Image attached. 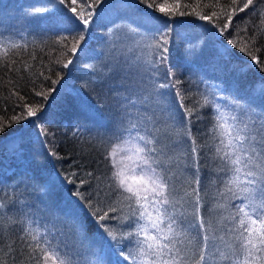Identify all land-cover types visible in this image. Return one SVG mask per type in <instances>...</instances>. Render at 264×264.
<instances>
[{"label": "trees", "instance_id": "16d2710c", "mask_svg": "<svg viewBox=\"0 0 264 264\" xmlns=\"http://www.w3.org/2000/svg\"><path fill=\"white\" fill-rule=\"evenodd\" d=\"M109 2L106 0L97 9L93 22L84 30L79 21L69 22L72 14L63 5L56 4L58 11H35L42 6L52 8L50 0H0V44L15 42L26 46V50L25 47L11 50L7 57L0 53V122L13 116L26 117L25 105L42 106L39 119L26 118L0 134V204L6 206L0 208V247L6 251L7 244L14 241L16 250L9 255L8 264H12L13 255L17 264L24 259L20 236L29 220L34 222L33 226L38 223L54 231L77 264L92 261L129 264L119 255V247L108 246L111 242L106 234L103 239L95 234L94 221L88 217L85 201L73 193L80 179L90 180V184L79 190L85 198L91 194L93 202L98 185L104 188L105 194L109 192L106 178L111 166L105 156L111 144L129 136L126 129L132 124L137 126L131 132L135 136L137 132L148 134L170 125L171 121L166 119L168 113L174 114L177 126L180 121L187 123L176 90L158 88L160 84L174 82L167 76L169 66L158 63L159 50L146 46L165 30L161 21L171 25L170 61L175 79L181 81L180 91L187 97L185 105L192 107L207 97L226 111L243 112L244 118L249 113L259 115L264 108V96L258 91V86L264 83V71L251 64V58L239 48H232L230 56L216 54L217 50H225L227 39L235 36L238 29H241L240 36H245L242 30L245 21L251 22L247 37L254 34L253 25L259 24L260 18L253 14V8L238 13L228 29L230 35L220 36L212 23L194 14L180 16L177 13L169 19L138 0H121L113 5ZM167 2H179V11H220L204 7L216 0ZM220 3L230 4L231 0H220ZM254 8L264 9V0H257ZM146 14L159 20L145 26ZM213 19L222 25L226 18ZM82 30L86 38L73 55L69 51L74 46L71 38H78ZM108 31L113 34L112 38L108 37ZM175 33L187 36L188 40L177 39ZM64 36L69 39L61 41ZM132 41L137 42V48L127 49ZM254 47L261 49L255 54L264 62V35L257 37ZM68 59L72 63L64 68ZM25 64L31 67L26 70ZM52 80L58 82L53 85ZM37 92L46 93L48 99L36 95ZM165 108L166 111H162ZM212 117L213 107L209 105L201 108L188 123L199 145L209 142ZM27 137L33 139L29 145L31 152H28L31 170L6 171L11 165L9 157H5L7 143L14 141L21 145L28 142ZM184 139L187 145L191 144L187 137ZM188 151L190 153V149ZM211 155L207 148H202L197 159L189 154L182 158L179 170L175 166L172 169L174 182L181 192L196 187L194 183L189 185V180H193L199 170L201 194L204 189L208 191L205 197L208 203L203 209L206 216L212 206L213 193L223 186L225 178V173L215 171L218 161H213ZM89 172L93 177L87 176ZM96 177L102 179L98 181ZM212 180L216 183L210 187ZM115 199V194L108 195L105 207ZM69 209L73 211L70 213ZM11 219L16 223L11 224Z\"/></svg>", "mask_w": 264, "mask_h": 264}, {"label": "snow or ice", "instance_id": "6c2138e0", "mask_svg": "<svg viewBox=\"0 0 264 264\" xmlns=\"http://www.w3.org/2000/svg\"><path fill=\"white\" fill-rule=\"evenodd\" d=\"M50 2L53 4L52 8L42 6L35 11H58L56 4L63 5L72 14L69 22L79 21L86 30L97 15V9L101 8L106 0ZM138 2L169 19L177 13L180 16L194 14L198 19L212 23L219 30L220 36L230 35L228 29L238 13L253 8V14L260 18V23L253 25L254 34L247 37V27L251 22L245 21V27L242 29L245 36L241 37V29H238L235 36L227 39L225 50H217L216 54L221 57L230 56L232 48H239L240 52L251 58V64L264 71V62L255 54L261 49L254 47L257 37L264 35V9L255 10L257 0H231V3L226 5L216 0L215 3L204 5L205 8H219V12H198L195 9L192 12L179 11V2L168 3L167 0L163 3L157 0ZM213 18L226 19L221 25ZM154 20L159 18L146 14L143 23L147 26ZM161 22L165 25V30L146 46L159 50L158 63L169 66L167 76L173 78L174 82L160 84L158 88L176 90L175 95L187 123L180 121L177 126L174 114L168 113L166 119L171 121L170 125L148 134L137 132L135 136H132L131 132L137 126L132 124L126 129L129 136L112 145L105 156L111 165V173L106 178L109 192L105 194L104 188L98 185L93 202L91 194L85 198L84 193L79 190L83 185L90 184V180L80 179L73 195L85 201L84 207L88 210V217L94 221L95 234L100 235L102 239L106 234L111 242L108 246L119 247V255L123 260L129 261V264H264V108L260 110L259 115L249 113L247 118H244L243 112L226 111L207 97L198 100L192 107L185 105L187 97L180 91L181 81L175 79L176 73L172 71L170 61L171 25L167 21ZM85 38L83 30L78 38H71L74 46L69 51L73 55L77 53ZM176 38L181 41L188 40L187 36L178 35ZM68 39L67 36L61 37V41ZM21 47L26 50V46L15 42L0 44V53L7 57L11 50ZM32 58L35 59L34 56ZM71 63L72 60L68 59L63 67L68 68ZM30 67L31 65H24L26 70ZM57 82L52 80L53 85ZM258 91L264 96V83L258 86ZM36 95L48 99L46 93L37 92ZM209 105L213 107L212 125L208 130L210 139L206 144L199 145L188 123L201 108ZM132 106H135V101ZM25 108L26 117L13 116L0 122V134L21 120L29 117L40 118L38 114L41 113L42 106L25 105ZM162 111H166V108ZM184 137L191 141L190 145H187ZM202 148H207L212 153L211 159L218 161L215 171L225 173L223 186L213 193L212 206L207 209V216L203 209L208 203L205 199L208 191L204 189V194H201L199 170L194 174V179L189 180V185L194 183L196 187L182 192L177 189L174 182L175 173L172 171L173 166L179 170L183 164L182 158L189 154L193 159H197ZM87 176L93 177V173L89 172ZM96 179L99 181L102 178ZM68 182L76 183L74 180ZM215 183L216 180H212L209 186H214ZM112 194H115L116 199L108 202L105 207L107 196ZM4 207L6 206L0 204V208ZM72 211L73 209H69L70 213ZM113 213L119 215H111ZM108 221L116 223L109 224ZM10 223L15 224L16 221L11 219ZM33 224L34 222L29 220L22 230L21 255L24 259L18 264H77L72 254L66 251L67 245L58 239L54 231L46 226L42 228L38 223L36 226ZM80 227L83 228L84 225L81 224ZM14 243H8L6 251L0 247V252H3V255H0V264H8L9 255L16 251ZM112 250L115 252L116 248ZM12 264H17L14 255ZM117 264L121 262L117 261Z\"/></svg>", "mask_w": 264, "mask_h": 264}, {"label": "rangeland", "instance_id": "374dc122", "mask_svg": "<svg viewBox=\"0 0 264 264\" xmlns=\"http://www.w3.org/2000/svg\"><path fill=\"white\" fill-rule=\"evenodd\" d=\"M118 1H121V0H110V2H111L110 5H113V4L117 3ZM112 35L113 34L110 31H108V37L112 38ZM175 35H178V34L175 33ZM134 48L135 49L137 48V42L132 41L129 43L127 49L132 50ZM27 138L28 139H26V141H28V142H26V143L24 142L21 145L17 144L14 141L7 143V154L5 157L6 158L9 157V160H11V165L8 166L6 171H14L15 170L16 172H25V170H31L30 163H29V160L31 159V157L29 156L28 152H31L29 145H30V143H32L33 139L30 137H27ZM118 142L119 141L111 144L108 148V151L110 150L112 145H114ZM85 264H97V262L92 261V262L85 263Z\"/></svg>", "mask_w": 264, "mask_h": 264}]
</instances>
